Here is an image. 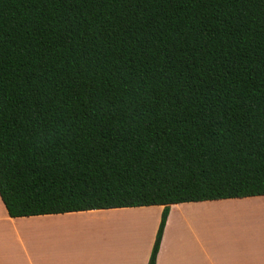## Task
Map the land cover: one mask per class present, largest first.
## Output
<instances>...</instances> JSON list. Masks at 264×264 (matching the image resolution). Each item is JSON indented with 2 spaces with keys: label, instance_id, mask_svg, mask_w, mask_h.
<instances>
[{
  "label": "trees",
  "instance_id": "1",
  "mask_svg": "<svg viewBox=\"0 0 264 264\" xmlns=\"http://www.w3.org/2000/svg\"><path fill=\"white\" fill-rule=\"evenodd\" d=\"M12 217L264 195V0H0Z\"/></svg>",
  "mask_w": 264,
  "mask_h": 264
},
{
  "label": "crops",
  "instance_id": "2",
  "mask_svg": "<svg viewBox=\"0 0 264 264\" xmlns=\"http://www.w3.org/2000/svg\"><path fill=\"white\" fill-rule=\"evenodd\" d=\"M221 203L238 207L217 212ZM260 204L264 195L172 204L157 264H264ZM163 209L12 217L0 195V264H148Z\"/></svg>",
  "mask_w": 264,
  "mask_h": 264
},
{
  "label": "rangeland",
  "instance_id": "3",
  "mask_svg": "<svg viewBox=\"0 0 264 264\" xmlns=\"http://www.w3.org/2000/svg\"><path fill=\"white\" fill-rule=\"evenodd\" d=\"M222 204H225V203H221V204H217L214 209L217 211V212H222L224 210H228V209H233L234 207H238L237 205H232V204H227L225 206V208H219L222 206ZM262 207H264V204H260ZM243 207V206H242ZM244 207H247V206H244Z\"/></svg>",
  "mask_w": 264,
  "mask_h": 264
}]
</instances>
